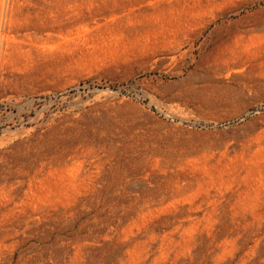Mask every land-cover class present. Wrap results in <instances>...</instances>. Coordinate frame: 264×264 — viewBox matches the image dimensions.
Listing matches in <instances>:
<instances>
[{"label": "rangeland", "instance_id": "1", "mask_svg": "<svg viewBox=\"0 0 264 264\" xmlns=\"http://www.w3.org/2000/svg\"><path fill=\"white\" fill-rule=\"evenodd\" d=\"M0 29V264H264V0H0Z\"/></svg>", "mask_w": 264, "mask_h": 264}, {"label": "bare ground", "instance_id": "2", "mask_svg": "<svg viewBox=\"0 0 264 264\" xmlns=\"http://www.w3.org/2000/svg\"><path fill=\"white\" fill-rule=\"evenodd\" d=\"M5 9V8H4ZM5 11V10H4ZM0 34H1V29H0Z\"/></svg>", "mask_w": 264, "mask_h": 264}]
</instances>
